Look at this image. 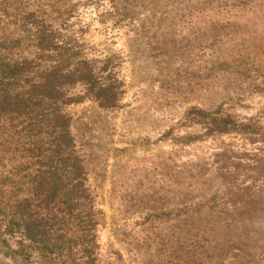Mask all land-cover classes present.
Segmentation results:
<instances>
[{
  "label": "rangeland",
  "instance_id": "374dc122",
  "mask_svg": "<svg viewBox=\"0 0 264 264\" xmlns=\"http://www.w3.org/2000/svg\"><path fill=\"white\" fill-rule=\"evenodd\" d=\"M38 1L71 8L124 82L112 112L71 107L102 211L98 264H264V137L206 135L195 113L264 129V0ZM219 147L238 157L223 186Z\"/></svg>",
  "mask_w": 264,
  "mask_h": 264
},
{
  "label": "trees",
  "instance_id": "16d2710c",
  "mask_svg": "<svg viewBox=\"0 0 264 264\" xmlns=\"http://www.w3.org/2000/svg\"><path fill=\"white\" fill-rule=\"evenodd\" d=\"M47 6L0 0V252L14 264H98L102 211L71 107L90 100L112 112L124 82L114 54L88 52L71 8ZM195 113L206 135L264 137V129L219 109ZM219 150L223 186L238 157ZM224 196L221 207L233 205Z\"/></svg>",
  "mask_w": 264,
  "mask_h": 264
}]
</instances>
